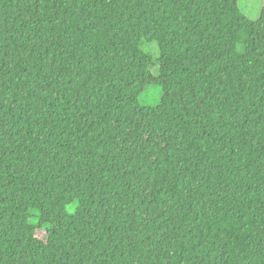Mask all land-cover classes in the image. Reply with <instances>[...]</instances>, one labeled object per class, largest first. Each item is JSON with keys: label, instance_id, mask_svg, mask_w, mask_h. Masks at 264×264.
Here are the masks:
<instances>
[{"label": "trees", "instance_id": "obj_1", "mask_svg": "<svg viewBox=\"0 0 264 264\" xmlns=\"http://www.w3.org/2000/svg\"><path fill=\"white\" fill-rule=\"evenodd\" d=\"M0 264H264V5L0 0Z\"/></svg>", "mask_w": 264, "mask_h": 264}, {"label": "rangeland", "instance_id": "obj_2", "mask_svg": "<svg viewBox=\"0 0 264 264\" xmlns=\"http://www.w3.org/2000/svg\"><path fill=\"white\" fill-rule=\"evenodd\" d=\"M264 5V0H238V6L240 11L247 16L249 19L256 20L259 17L260 10ZM148 49L154 56L158 55V48L155 43H147L143 45ZM154 74L157 73V67L151 68ZM160 99V92L157 86L148 87L145 92H143L138 101L143 105L155 106L158 104ZM38 235L43 237V233L39 232Z\"/></svg>", "mask_w": 264, "mask_h": 264}]
</instances>
